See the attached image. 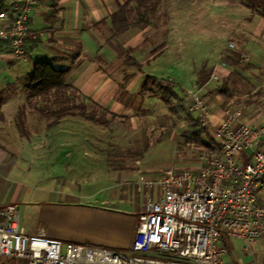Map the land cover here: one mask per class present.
<instances>
[{"label": "crops", "instance_id": "crops-1", "mask_svg": "<svg viewBox=\"0 0 264 264\" xmlns=\"http://www.w3.org/2000/svg\"><path fill=\"white\" fill-rule=\"evenodd\" d=\"M128 1L37 0L29 17L30 29L36 34V39L27 43V59L16 62L6 47H0V207L17 206L19 228L26 235L43 234L74 244L127 249L133 243L139 215L149 202L158 199L157 189H149L141 183V180H156V174L148 178L135 163L125 160L111 162L109 159L100 161L103 169L100 170L99 178L108 182L101 188V194L82 195L75 182L69 179L73 171L70 168L78 162V154H73L74 151H84L86 154L87 150L93 149L94 135L90 132V126L81 129L73 127L74 119L80 117L74 112L57 119L53 115L61 110L57 109L60 104L57 97L50 96L51 100L29 99L25 82H15L11 73L17 63H30L34 68L36 63L48 61L55 68L69 70L66 83L75 89L84 105L92 104L103 114L116 118L126 117L138 109L146 111L143 104H151L152 99L159 100L141 94L145 79L150 75L140 73L137 68L136 73L126 74L117 82L112 81L106 73L113 64L119 68L125 66L122 71L126 70L130 58L138 66L149 65L156 59L154 53L141 59L137 57L142 53L151 54L153 50L149 35L157 30L154 25H150L157 19L156 16L143 28L130 29L117 36L113 33L111 17L120 5ZM236 1L245 8L241 11L242 15L234 11L222 17L219 14L221 3L204 0L203 5L209 7L211 14H198L196 20L201 24H214L213 30L219 27L218 23L227 22L230 24L229 32L239 37V29L246 33L247 39L249 36L251 40L264 37V18L248 9L240 0ZM183 11L185 16L181 22H189L192 16H189L187 6ZM179 22L175 16L168 21L166 29L171 38L178 32ZM181 27L186 28L184 25ZM145 35L148 37L145 38ZM125 37L129 39L123 43L119 41ZM246 42L250 44L248 40ZM170 47L168 45L167 50ZM261 47L254 51H247L246 47L244 52L240 50V62L237 64L225 60V65H221L219 58L199 70L196 83L200 72L208 74L200 91L202 99L204 93L210 95L207 100L203 99L206 108L212 101H218L209 106V137L197 141L204 148L210 143H218L214 130L228 115H234L246 123H255L264 118V105L252 106V101L232 94V82L234 86L237 82H264V66L258 64L259 60L264 59V46ZM229 51H232L231 48ZM246 54L252 55V60L255 56L257 62H248ZM19 70L22 73L19 78L26 80L29 75L23 76L24 73ZM98 73H101L99 79L92 82ZM212 73L217 76V80L211 79ZM216 82L221 83L219 93L224 97L214 95L215 89H208ZM228 82L231 83L229 86ZM172 86L175 90L180 89L179 94L185 91L181 83ZM201 88L197 87L193 91ZM184 98L189 102L186 94ZM70 101L73 103L74 95ZM42 104L51 107L49 112L42 109ZM192 115L196 116V113ZM82 134L85 138L78 137ZM240 157L244 161L248 154ZM49 165L55 168L52 175L44 170ZM197 170L196 162L192 169L186 171ZM66 174L68 177L64 179ZM235 242L242 243L240 240L225 239L229 249L224 260L226 264H235V256L239 255L235 251ZM249 252L244 251L243 247L240 249L245 264H251L250 260L246 261ZM253 256L257 260L256 255Z\"/></svg>", "mask_w": 264, "mask_h": 264}, {"label": "built area", "instance_id": "built-area-1", "mask_svg": "<svg viewBox=\"0 0 264 264\" xmlns=\"http://www.w3.org/2000/svg\"><path fill=\"white\" fill-rule=\"evenodd\" d=\"M36 5L37 0H0V47L16 62L27 59V43L36 39L29 25ZM211 79L217 76L212 73ZM201 90L189 94L188 111L208 126ZM214 135L218 143L198 154L197 171L170 169L156 180H141L159 196L139 215L129 250L26 235L17 206L7 205L0 207V258L19 264H226L225 239L252 250L264 239V118L246 123L230 114Z\"/></svg>", "mask_w": 264, "mask_h": 264}, {"label": "rangeland", "instance_id": "rangeland-1", "mask_svg": "<svg viewBox=\"0 0 264 264\" xmlns=\"http://www.w3.org/2000/svg\"><path fill=\"white\" fill-rule=\"evenodd\" d=\"M203 1L163 0L154 14L157 19L150 24L154 25L157 29L155 33L149 35L153 50L151 54L142 53L137 56L141 59V57H147V55L154 53L153 55L156 56V59L149 65L139 66L138 71L144 75L147 74L159 80H165L172 85L181 83L185 91L180 93V96L184 97L186 94L187 98L189 97L188 92L193 93V90L197 88L195 80L201 68L212 64L219 58L221 62H225V60L230 62L231 58L234 57L233 55L235 53L240 55V50L244 52L245 47L247 51H254L257 47L263 48L261 46H264V37H256L251 40L252 38L249 36V39H247L245 37L246 33L240 29L238 33L240 37L236 36V33L232 34V32H229L230 24L227 22L218 23L219 27L216 30L212 29L214 26L212 23H199L196 20L198 14H211L209 7L203 5ZM205 1L211 3L214 0ZM216 1L221 3V11L219 10V14L222 17H226L234 11L242 15L241 11L245 9L236 0ZM186 6L190 14L189 16H192L193 19L191 18L189 22L185 20L181 22L185 16L183 9ZM172 16H175L180 21L179 24L181 23L174 38L168 36L166 29L168 21ZM182 25L186 28H182ZM190 32L195 34H191ZM147 37L145 35V38ZM128 39L129 37L120 38L119 41L123 43ZM247 40L250 42L249 45L246 42ZM230 44L233 45L232 51H229L228 46ZM168 45L171 46V49L167 50ZM252 54L254 53L252 52ZM247 58L249 60L248 62H251L252 55H247ZM252 61L257 62L255 56H253ZM258 64L264 66V59L263 61L259 60ZM124 67L119 68L113 64L106 73L109 74L112 81L120 82L118 80L122 79L126 74L137 72L135 66L127 65V69L122 71ZM19 69L24 73L23 76H27L32 73V65L30 63H17L11 70L15 82H25L24 78H19L22 75ZM254 73L258 74L257 72ZM100 74H96L92 82H96ZM229 84L231 83L228 82V86ZM232 84V94L235 97H244L245 100L252 101V106L264 105V82H237L235 86L234 82ZM220 88L221 83L216 82L212 83L208 89H215L216 94L214 95L224 97L219 93ZM73 95L74 101L71 103L70 98ZM209 96L208 93H204L203 99L207 100ZM46 99L51 100L50 96L46 97ZM217 102L212 101L207 104L208 112L211 110L210 107ZM47 104H42V109H50L51 107ZM143 106L146 111H143L144 109H138L130 112L126 117L116 118L103 114L92 104L84 105L75 91H69L67 97L61 100L57 109H64L69 111V113L74 112L77 115L82 112L84 114L83 116L78 115L80 117L74 119L73 127L81 129L82 127L86 128L90 126V132L92 136L94 135L92 150H87L86 154L84 151L73 152V154H78V162L71 165L70 170L73 171H71L72 176L69 179L75 182L77 190L82 195H91L98 192L101 194V188L108 184L104 178H99L100 170L103 169L100 164L101 160L109 159L111 162L125 160L135 163L144 171L148 178L155 174L159 178L170 169L188 170L196 165L197 156L204 149V145L198 144L197 141H199V138L206 139V137H209L207 126H202L198 115L196 114L194 116L190 114V118L187 116L188 112L184 110L174 113L164 107L162 102L157 99H152L151 104H143ZM196 133H200L201 135L196 136ZM78 137L85 138V135L82 134V136ZM44 170L48 172V175H52L55 168L49 165ZM67 177L68 175L66 174L64 179ZM262 189L261 200L264 199V179L262 180ZM151 199L153 200V195ZM234 247L235 251L239 253L238 256H235V264H245V258L240 253L243 244L235 242ZM129 249L130 247L116 250L127 251ZM254 254L257 260H254ZM247 258L246 261L250 260L251 262H249L251 264H264V241H259L256 247L250 250ZM0 262L19 264L17 260L8 258H0Z\"/></svg>", "mask_w": 264, "mask_h": 264}, {"label": "trees", "instance_id": "trees-1", "mask_svg": "<svg viewBox=\"0 0 264 264\" xmlns=\"http://www.w3.org/2000/svg\"><path fill=\"white\" fill-rule=\"evenodd\" d=\"M163 0H129L118 7V10L111 17V25L114 35H120L125 31L136 28H143L150 24L151 18L156 13ZM248 9L264 18V0H240ZM231 58L233 64L240 62V55L235 53ZM128 63L139 69L134 59L130 58ZM69 70L58 69L51 62L42 61L35 64L32 73L25 80V91L29 99L46 98L55 96L61 102L67 97L69 91H75L66 83ZM208 74L202 71L199 74L197 84L201 88L205 84ZM164 81V82H163ZM175 90L172 84L165 80L147 76L141 89V94L151 98H158L170 111L176 113L187 111L191 118L192 113L188 111L189 102ZM64 109L54 112L53 115L60 118L69 115ZM191 114V115H190ZM80 115H84L83 112ZM87 118V117H86ZM203 130V129H202ZM200 134V133H199ZM196 135V136H199ZM0 264H6L0 262Z\"/></svg>", "mask_w": 264, "mask_h": 264}]
</instances>
